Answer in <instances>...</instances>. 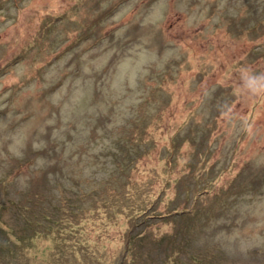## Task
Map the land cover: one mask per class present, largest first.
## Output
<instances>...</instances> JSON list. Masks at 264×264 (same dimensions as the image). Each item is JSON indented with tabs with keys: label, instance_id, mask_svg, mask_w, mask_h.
<instances>
[{
	"label": "rangeland",
	"instance_id": "rangeland-1",
	"mask_svg": "<svg viewBox=\"0 0 264 264\" xmlns=\"http://www.w3.org/2000/svg\"><path fill=\"white\" fill-rule=\"evenodd\" d=\"M0 264H264V0H0Z\"/></svg>",
	"mask_w": 264,
	"mask_h": 264
},
{
	"label": "clouds",
	"instance_id": "clouds-1",
	"mask_svg": "<svg viewBox=\"0 0 264 264\" xmlns=\"http://www.w3.org/2000/svg\"><path fill=\"white\" fill-rule=\"evenodd\" d=\"M254 85V81L249 80V87H252Z\"/></svg>",
	"mask_w": 264,
	"mask_h": 264
},
{
	"label": "trees",
	"instance_id": "trees-1",
	"mask_svg": "<svg viewBox=\"0 0 264 264\" xmlns=\"http://www.w3.org/2000/svg\"><path fill=\"white\" fill-rule=\"evenodd\" d=\"M48 220H50V219H49V216H48Z\"/></svg>",
	"mask_w": 264,
	"mask_h": 264
}]
</instances>
